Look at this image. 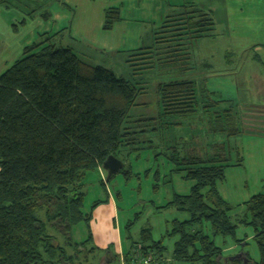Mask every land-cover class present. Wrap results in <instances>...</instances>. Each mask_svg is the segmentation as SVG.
Masks as SVG:
<instances>
[{
  "label": "trees",
  "instance_id": "obj_1",
  "mask_svg": "<svg viewBox=\"0 0 264 264\" xmlns=\"http://www.w3.org/2000/svg\"><path fill=\"white\" fill-rule=\"evenodd\" d=\"M174 8L156 30L153 44L132 54L141 56L136 61L147 66L143 69L156 62L165 71L183 72L192 43L213 36L210 12L190 3ZM120 20L118 8L107 9L102 29L110 31ZM139 94L140 89L127 80L85 63L71 49L41 43L26 46L22 57L0 75V264H73L79 248L91 243L92 211L106 201L94 202L88 213L83 212V180L86 173L97 172L108 156L123 163L119 158L123 149H135L137 135L146 130L125 124ZM156 95L166 130L182 125L178 119L201 120L212 134L223 133L231 125L228 112H212L213 102L198 96L190 79L161 83ZM163 125L160 120L158 128L150 126L161 129ZM228 130L230 135L237 133L233 126ZM178 147L180 143H174L176 167L171 172H183L193 185L187 195H174L159 208L175 207L189 216L183 222L172 221L166 232L167 237L176 238L172 260L221 264V249L196 227L206 222L213 235L234 237L236 224L227 214L230 206L216 189L229 165L223 163L226 158L221 153L180 156ZM119 173L125 179L133 176L124 164ZM243 205L246 214L237 222L252 227L259 259L228 264H264V194L250 197ZM82 222L88 237L75 243L70 231ZM47 228L63 237L62 246L54 244L56 239ZM66 249L74 254H67ZM163 250L161 241H152L146 228L138 243H130L124 260L126 264L132 259L133 264L146 260L161 264Z\"/></svg>",
  "mask_w": 264,
  "mask_h": 264
},
{
  "label": "rangeland",
  "instance_id": "obj_2",
  "mask_svg": "<svg viewBox=\"0 0 264 264\" xmlns=\"http://www.w3.org/2000/svg\"><path fill=\"white\" fill-rule=\"evenodd\" d=\"M197 1L198 7L212 15L213 36L194 41L188 51L189 64L183 72L176 73L165 71V67L161 68L156 62L143 69L147 66L138 65L142 62L136 61L141 56H132L135 52L132 49L153 44L156 30L175 6H159L164 17L154 22H150L153 13L150 7L143 14L133 10V16L144 15L137 18L141 23L130 25L126 34L132 35L134 42L118 37L115 31L102 29L104 11L117 5L112 0H0V75L22 57L26 46L41 43V46L69 47L85 63L108 69L140 89L125 125L140 126L146 131L137 135L139 141L135 149L128 147L119 155L133 176L125 179L119 173L106 183V173L101 168L100 173H86L83 212L88 213L94 202H107L109 196L113 197L123 252L130 243H138L141 231L149 228L151 240L161 241L164 248L161 264H186L172 260L176 238L167 237L166 232L172 221L183 222L189 216L175 207L159 209L174 195H187L193 185L184 179L183 172H171L176 167L172 161L174 143H180L176 150L180 156L186 153L207 157L221 153L226 158L223 163L229 167L225 169L224 179L218 182V189L230 206L227 214L236 224L235 235L233 238L213 235L206 222L196 228L221 248V264L233 260L252 263L259 259L254 231L251 226L237 221L246 214L243 201L254 194H264V100L256 93L254 80L256 77L264 82V68L252 60L258 53L253 51L255 48L264 52V17L254 12L257 4L262 3L261 0ZM124 8L120 16L127 18L130 8L123 12ZM105 40L119 45L109 50L102 45ZM181 79L195 82L198 96L213 102L212 112H228L231 125L225 132L212 134L201 120L178 119L182 125L165 129V120L159 115L156 88L161 83ZM160 120L164 123L162 128L152 129L150 125L158 128ZM148 124L149 127L142 128ZM232 126L237 131L235 135L229 134L228 128ZM38 217L45 222L43 213L39 212ZM47 231L55 237L54 244L63 245L62 236L49 228ZM70 236L73 242L82 243L88 237V229L83 222L79 223L71 228ZM85 244L84 248H79L73 264H126L124 253L115 252L113 245L97 250L92 243ZM66 252L74 254L70 249ZM107 253H114L115 259L108 262ZM131 261L133 264V259Z\"/></svg>",
  "mask_w": 264,
  "mask_h": 264
},
{
  "label": "crops",
  "instance_id": "obj_3",
  "mask_svg": "<svg viewBox=\"0 0 264 264\" xmlns=\"http://www.w3.org/2000/svg\"><path fill=\"white\" fill-rule=\"evenodd\" d=\"M112 1L117 3V5H112V7H109L108 9L118 8L119 10H122V8L125 7V8H130V12L128 13L127 18L120 16L121 20L118 23H116L110 31L111 32L115 31L118 37L120 36L121 38L130 39V40L132 39V35L126 36V34L129 33L130 25L141 23V21L137 18L144 17V15L133 16L132 15L133 10H136L137 12H140V14H143L146 8L150 7V10L153 12L152 15L150 16V22H154L155 20H158V21L162 20L164 17L162 9L158 8L159 6L161 7L165 6L166 8L168 6L170 7L178 6V5H181L182 3H190V4H194L198 6V2H199L197 0H112ZM261 3H262L261 5L257 4L258 8H255L254 12L264 17V0H261ZM125 8L123 12L125 11ZM154 8L155 9L158 8V9L154 11ZM225 12H222V13H225ZM240 15H242V13ZM225 16L227 17V12L225 13ZM68 26L72 27V25H68ZM136 38H138V36H136ZM102 45L104 46V48L113 50L119 44L115 45L105 40L102 42ZM66 48H69V47H66ZM136 49L138 48H135L132 50H136ZM253 51L258 52V53L254 54V56L252 57V60L256 63V65H259L262 68H264L263 50H260L259 48L258 49L255 48ZM255 74L256 73H254L252 77L255 76ZM254 80L256 81L255 86L258 88V91H256V93L258 94V96L262 97L264 100V82L258 80L256 77H254ZM224 175H225V171H224ZM216 189L220 197L227 203L224 196L221 195L218 189V183L216 184ZM257 194H262V193H257ZM257 194H254V195H257ZM180 196H185V195H180ZM246 201H243V204ZM116 213H117V207H116L113 197L111 196H109L107 202H105L104 205H100L92 211L91 220L89 221V231L91 233V243L95 249L97 248V250L98 249L104 250L107 248L108 245H113L115 252L120 253V254L122 252L125 254L127 251L123 252V249L121 247L122 238L120 235V231L115 223ZM113 255L115 256L114 253ZM113 255H111L110 253H107L105 255V257L108 259V262H111L115 259L116 256L112 257ZM241 261H243V259Z\"/></svg>",
  "mask_w": 264,
  "mask_h": 264
},
{
  "label": "water",
  "instance_id": "obj_4",
  "mask_svg": "<svg viewBox=\"0 0 264 264\" xmlns=\"http://www.w3.org/2000/svg\"><path fill=\"white\" fill-rule=\"evenodd\" d=\"M123 167V163L113 156H108L101 165V169L106 173V179L116 175Z\"/></svg>",
  "mask_w": 264,
  "mask_h": 264
},
{
  "label": "built area",
  "instance_id": "obj_5",
  "mask_svg": "<svg viewBox=\"0 0 264 264\" xmlns=\"http://www.w3.org/2000/svg\"><path fill=\"white\" fill-rule=\"evenodd\" d=\"M147 263H148V261L146 260L144 262H140L139 264H147Z\"/></svg>",
  "mask_w": 264,
  "mask_h": 264
}]
</instances>
